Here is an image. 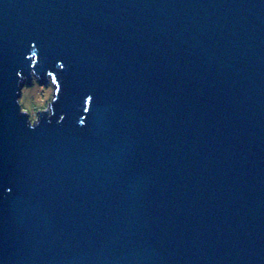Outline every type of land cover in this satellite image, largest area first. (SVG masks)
<instances>
[{
  "label": "water",
  "instance_id": "95a60500",
  "mask_svg": "<svg viewBox=\"0 0 264 264\" xmlns=\"http://www.w3.org/2000/svg\"><path fill=\"white\" fill-rule=\"evenodd\" d=\"M0 264H264V0H0Z\"/></svg>",
  "mask_w": 264,
  "mask_h": 264
},
{
  "label": "clouds",
  "instance_id": "9594fccd",
  "mask_svg": "<svg viewBox=\"0 0 264 264\" xmlns=\"http://www.w3.org/2000/svg\"><path fill=\"white\" fill-rule=\"evenodd\" d=\"M35 62V61H34ZM35 75L33 74V87L29 88L24 86L19 90V98L16 103L19 105L21 112H27L29 119L27 121L28 126L31 128L38 124L37 112H42L44 109H48L51 101L55 99L52 89H42L35 84ZM41 93H43L41 95ZM10 192V189H6Z\"/></svg>",
  "mask_w": 264,
  "mask_h": 264
},
{
  "label": "snow or ice",
  "instance_id": "6c2138e0",
  "mask_svg": "<svg viewBox=\"0 0 264 264\" xmlns=\"http://www.w3.org/2000/svg\"><path fill=\"white\" fill-rule=\"evenodd\" d=\"M30 59L32 60V62H33V64H35V62H36V60H37V50H36V46L35 45H32V50H31V57H30ZM35 61V62H34ZM66 67V65L63 63V62H60L59 64H58V68L59 69H61V70H63L64 68ZM47 75L49 76V77H51L52 78V81L54 82V83H56V88H55V92H56V97H57V91L58 90H60V91H63V86L62 85H58V77L57 76H55V75H53V72H51V71H49L48 73H47ZM28 85V83H25L21 88H23L24 86H27ZM94 99H95V97H94V94H89V93H83L81 96H80V98H79V103L81 104V106H82V110H83V112H87V113H90L91 112V108H92V104L94 103ZM57 100H58V97H57ZM15 103H16V101H15ZM19 108V107H18ZM47 110L46 109H44L42 112H46ZM19 112H20V114H22V115H25L26 116V122L28 121V119H29V115H28V113L25 111V112H21V110H20V108H19ZM65 119V116L64 115H61L60 116V121L62 122L63 120ZM79 123L81 124V125H83L84 123H85V121L83 120V119H81L80 121H79ZM28 125V124H27ZM38 126V124L37 125H35V126H33V127H29L30 129H35L36 127ZM11 190V189H10Z\"/></svg>",
  "mask_w": 264,
  "mask_h": 264
},
{
  "label": "rangeland",
  "instance_id": "374dc122",
  "mask_svg": "<svg viewBox=\"0 0 264 264\" xmlns=\"http://www.w3.org/2000/svg\"><path fill=\"white\" fill-rule=\"evenodd\" d=\"M37 78V77H36ZM35 78V84L39 87V88H42V89H48V88H51L52 89V92H53V95H54V91H55V85H54V83L51 81V79H49L48 80V82L47 83H45V84H41L40 82H39V80H37ZM27 87H29V88H31V87H33V80H32V82H30V83H28V85H27ZM43 93H41V95H42ZM48 108H50V107H48ZM36 116H37V118H38V112L36 113Z\"/></svg>",
  "mask_w": 264,
  "mask_h": 264
}]
</instances>
